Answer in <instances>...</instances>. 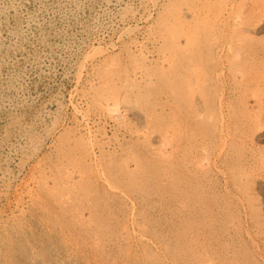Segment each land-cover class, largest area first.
<instances>
[{
    "label": "rangeland",
    "instance_id": "1",
    "mask_svg": "<svg viewBox=\"0 0 264 264\" xmlns=\"http://www.w3.org/2000/svg\"><path fill=\"white\" fill-rule=\"evenodd\" d=\"M0 264H264V0H0Z\"/></svg>",
    "mask_w": 264,
    "mask_h": 264
}]
</instances>
